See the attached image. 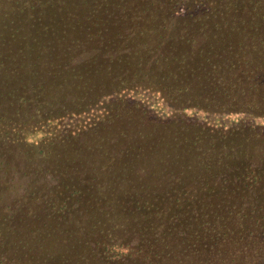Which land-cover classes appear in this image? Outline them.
I'll use <instances>...</instances> for the list:
<instances>
[{
  "label": "trees",
  "instance_id": "obj_1",
  "mask_svg": "<svg viewBox=\"0 0 264 264\" xmlns=\"http://www.w3.org/2000/svg\"><path fill=\"white\" fill-rule=\"evenodd\" d=\"M125 88L156 91L174 109L213 106L264 116V0H0V186L7 182L14 189L4 200L0 194V212L11 218L22 206L7 207L23 204L26 215L38 220L28 232L22 224L10 228L6 245H35L30 264H89L90 256L108 260L116 255L112 245L129 242L105 228L130 227L132 246L155 252L191 240L214 248L236 229L264 235L259 218L250 230L248 217L258 209L246 200L247 192L264 185V162L248 168L240 144L220 155L210 139L205 150L218 157L205 156L202 166L219 175L240 173L245 184L232 191L236 201L195 196L182 204L181 175L171 191L165 187L169 202L161 209L144 212L147 203L136 202L140 210H132V226L125 217H97L101 209L77 218L73 208L82 210L84 202L52 200L53 187L68 183L89 184L97 192L101 183L117 185L123 194L129 185L132 193L150 188L154 182L142 186L141 177L168 178L166 171L179 160L177 147L206 135L195 120L170 125L167 114H152L158 127L148 118L150 128L126 119L119 107L127 101L120 96ZM80 115L86 118L69 122ZM166 127L172 128L167 138ZM6 229L0 221V237ZM92 230L105 232L106 239L91 237ZM6 245L0 241V261Z\"/></svg>",
  "mask_w": 264,
  "mask_h": 264
},
{
  "label": "rangeland",
  "instance_id": "obj_2",
  "mask_svg": "<svg viewBox=\"0 0 264 264\" xmlns=\"http://www.w3.org/2000/svg\"><path fill=\"white\" fill-rule=\"evenodd\" d=\"M188 3H191L190 6H193L194 4L192 2ZM231 7L232 9L234 8V6ZM195 9L196 11H201L204 10V6L195 5ZM204 20L206 21L207 19ZM173 26L168 25V27ZM257 54L261 55V51ZM120 93L122 94L120 96L127 100L126 103L119 106L122 114L126 115V119H130L133 122L136 121V123H143L144 121H146L145 124L147 125V128H150L149 125L151 123L149 122L150 119L148 120V118H151L153 120L154 124L151 125L158 127L156 126V120L153 119L154 116H151L152 114H167L165 116L171 117L170 119L172 123L170 125H176L177 123L175 122H179L182 123L181 125L185 126V124H188L195 120L197 129H199V127H202L206 132V135L199 134L202 137V139L200 140L196 138L195 135L188 132L189 135H186V137H195L198 141L192 143L190 142L189 146L183 145L177 147V152H179V160L177 159V161L173 165H171V171H166V176H168V178L162 177L155 180L149 176H143L141 177V182H143L142 186H145L146 182L154 183H152V186L150 188L144 187V189H141L136 193H132V185L131 187L130 185L127 186V191L124 194L120 192V189L115 188L117 185H113V188H111V190L110 187L104 185L103 183L100 184L101 186L99 185L98 192L94 187L89 188L88 190L87 186L89 184L77 183L72 185L68 183L67 185L60 184L58 186H54V191L53 193H51L54 194V199H52L53 201L65 200L68 204H79L81 202H84L81 205L82 210L76 211L77 207L73 208V214H75L77 218H89V215L93 213L91 212L92 209H95L94 212L101 209L99 213H94L97 215V217H101V213L109 214V216H111L113 219L125 217L123 221L130 222V226H132V210L138 209L136 207V202L147 203L143 208L144 212H147L149 211V209L154 208H157V210L161 209L164 200L165 204L166 202H169V199L164 197L166 192L164 191L165 187L167 186V189L171 191L176 185L175 181H178L176 177L179 175L182 176L181 188L183 185L184 187L182 188V190H180V188L177 189L180 194H178L176 191L172 192L171 197L174 198L178 194V197L181 198L182 204L186 203L185 201L189 200L190 198H194L195 196H197L198 198H201L203 196L206 199L211 198L212 200H224V198H233V201H236L238 198L234 196L235 193H232V191L235 190L239 192V189L243 188V185L245 184L242 183V178L238 177L240 176V173L237 172V174L235 175L233 171L228 172L227 174L224 173L223 175H219L215 174L213 171L210 172L209 168L204 169V166H202L203 162L206 161L205 156L213 157L214 160L218 157L215 154L213 156L211 150H205L208 139L214 141L215 143H218V146H216V148L218 149V151H220V155L222 151H228L232 146L237 148L236 146L240 144L239 149L242 148V151L246 154V157H241V159L245 160L248 168H253L252 163L253 165H255L264 162V116L253 115L251 113L248 114L242 111H229L218 108L216 109L212 108L213 106L208 110H202L197 107L190 106L174 109L165 102V99L159 96L158 92L145 88H125ZM111 103L113 105L117 102ZM104 104L102 103V105ZM108 104L109 103H107L105 107L109 106ZM142 106L146 107L147 110L143 109L144 112H142V109L140 110V107L142 108ZM94 112H96V110L91 111V113ZM85 116H75L76 118H72V120H70L69 122L73 124L79 121L77 118L83 117V119H85ZM191 126H193V124H191L189 127ZM157 129L160 131L159 128ZM169 129L172 128L166 127L162 131L164 132L163 136H165V138H167L171 134H168ZM161 134L159 136H162ZM182 138H184V136ZM12 150H14V148H12ZM30 153H32V151L27 152V156L30 157ZM232 157L240 158L238 156ZM199 159L203 160L202 163L199 161ZM190 163L192 164V166L195 164V166L191 167ZM242 167L243 166H241L240 168ZM165 170H169V167H166L163 171ZM239 170L240 169L236 171ZM193 175H195V177ZM217 175H219V177ZM249 179L250 177L247 178V180ZM221 180L224 181L222 184L219 182ZM260 182L264 183V179ZM6 183L7 182H5L4 184L1 183L0 186V194L1 197H3V200L7 198L9 189H11V192L14 191L13 187L11 185L7 186ZM3 185H6V187H3ZM225 186H227L226 188L228 189V194L223 197L222 191H226V189L222 187ZM261 187H264V185ZM261 187L258 186L256 190H254L253 192H247L246 194L247 204L255 203L257 204V206L255 207L258 209V212L252 209L254 211L251 212L253 214V217H248L250 223L252 222L250 225V230H252V228H255L253 227V224L254 226L258 224L257 222H255L256 220H258V218L260 219L261 223L264 222V195L262 194ZM92 191L97 194L96 197L91 194ZM152 191L157 192L154 193ZM202 192L205 193L202 194ZM151 194H156V196ZM153 197L157 199H153ZM49 205V208H52V210L54 211V204ZM87 206L88 211H85ZM9 207H13L11 208L12 210L19 207L21 208L13 217L6 219L1 216L2 213L0 212V221L2 222V226H5L7 228V232H1L0 237V241L5 243V245L12 238L13 233H10V228H17L22 224L20 229L28 232L27 228L35 226L38 222V220L34 218V216L26 215L27 213L24 212L25 207L23 204L21 205L15 203L11 204L7 208ZM8 210L6 212H8ZM18 216H24L25 218L19 220L20 218H18ZM93 231L94 230H92V232L90 233L91 237L94 236V238H98L99 240H105L107 237V234L103 231H110L116 234L118 237H126V239H116L123 240L124 242H129L126 244L123 243L120 245H112L115 248L114 250L116 251L113 254L116 255L115 257L111 256V258H109L108 260H101L97 255L90 256L89 264H92L93 260L96 264H202V262H205V264H264V235L262 234L261 237L255 235L252 237V235L250 236L251 232L246 233V235L238 229L233 231V233L231 234L233 238H231V236L228 239L225 238L223 241H221V246H215L214 248H199L196 242L191 240L190 245L183 247H176L175 245L166 246L161 251H159V249L161 248L157 249V252L153 250L148 251L143 247H141V250H139L137 249L138 247L132 246V229L130 227L126 230H122V228H120L118 231H113L106 228L102 232L97 230L93 233ZM19 232L22 236L23 231L20 230ZM248 236H250L251 238L249 239ZM248 240L253 248H249V246L246 248L245 245L243 246V242L245 241V244H247ZM88 241H90L91 244L94 243V241L92 240ZM16 246L17 245L9 248L8 245H6V252L4 255H2L3 259L0 261V264H30L34 261V257H32V254H35L37 252L35 245L28 249L25 247L20 248ZM102 248L103 247L101 245L100 249H97L96 247L94 248V251H101Z\"/></svg>",
  "mask_w": 264,
  "mask_h": 264
}]
</instances>
